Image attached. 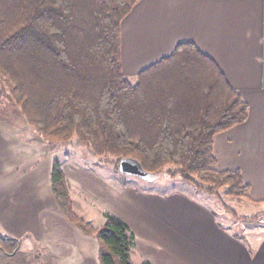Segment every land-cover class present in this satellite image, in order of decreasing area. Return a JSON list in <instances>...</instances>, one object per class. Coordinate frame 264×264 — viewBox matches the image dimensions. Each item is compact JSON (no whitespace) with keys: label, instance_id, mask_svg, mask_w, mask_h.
I'll return each instance as SVG.
<instances>
[{"label":"trees","instance_id":"obj_1","mask_svg":"<svg viewBox=\"0 0 264 264\" xmlns=\"http://www.w3.org/2000/svg\"><path fill=\"white\" fill-rule=\"evenodd\" d=\"M138 1L0 0V81L9 98L48 142L74 139L117 167L131 158L143 172L248 200L240 170L217 168L214 136L243 123L249 109L217 63L182 42L133 80L124 74L120 25ZM49 179L67 219L95 238L98 264H133L127 225L108 213L98 226L77 215L58 159ZM20 245L0 233L4 263Z\"/></svg>","mask_w":264,"mask_h":264},{"label":"crops","instance_id":"obj_2","mask_svg":"<svg viewBox=\"0 0 264 264\" xmlns=\"http://www.w3.org/2000/svg\"><path fill=\"white\" fill-rule=\"evenodd\" d=\"M182 42L211 57L248 102L247 119L217 133L213 148L219 170H240L246 200L264 202V0H139L120 25L124 74ZM16 147L9 154L0 143V233L21 245L0 263L98 264L95 238L67 219L51 191V161L61 159ZM87 154L60 161L73 210L94 226L106 213L124 222L134 235L133 264H264V227L254 239L232 233L190 194L140 189Z\"/></svg>","mask_w":264,"mask_h":264},{"label":"rangeland","instance_id":"obj_3","mask_svg":"<svg viewBox=\"0 0 264 264\" xmlns=\"http://www.w3.org/2000/svg\"><path fill=\"white\" fill-rule=\"evenodd\" d=\"M125 75L130 80H133V74L128 73ZM2 142L4 145L8 144L9 154L14 153L17 149L16 144L20 145V143H24L38 150L39 156L40 154L42 156L44 153L47 156V161L50 160V157H57L62 160V163H65L63 161L64 153H70L72 158H75L74 155H76V158L83 157L86 161L88 158L87 149L84 146L76 147L74 139L67 144L48 142L40 133L30 127L26 123L20 108L9 98L8 90L3 87L0 81V143ZM91 158L88 160L104 164L102 165L104 169L109 167L111 175L114 172L122 174L119 175L120 179L122 178L123 181L130 182V184L136 185L140 189L160 193L184 191L190 194L194 199L199 200L206 207L214 211L217 219L222 224L227 225L232 233L235 232L254 239L257 237V233L263 230L260 227H264V202L256 203L249 202L246 199L227 197L224 195L225 191L223 188L216 190L214 194H209L184 181L179 175L167 174L164 170L151 174L138 170V168L132 171H122L110 161L105 162L103 158L99 159L95 156H91ZM170 168L173 169V167ZM257 226L259 228H256L254 231L248 230L251 227Z\"/></svg>","mask_w":264,"mask_h":264},{"label":"water","instance_id":"obj_4","mask_svg":"<svg viewBox=\"0 0 264 264\" xmlns=\"http://www.w3.org/2000/svg\"><path fill=\"white\" fill-rule=\"evenodd\" d=\"M119 168L122 171H132L137 169V162L134 159H122L119 163Z\"/></svg>","mask_w":264,"mask_h":264}]
</instances>
